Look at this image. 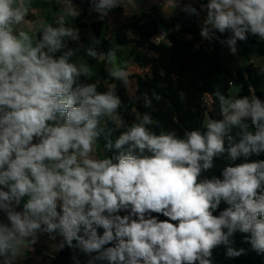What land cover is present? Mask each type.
Masks as SVG:
<instances>
[{"label":"clouds","instance_id":"obj_1","mask_svg":"<svg viewBox=\"0 0 264 264\" xmlns=\"http://www.w3.org/2000/svg\"><path fill=\"white\" fill-rule=\"evenodd\" d=\"M119 3L99 0L94 10L103 19ZM203 7L200 35L210 38L209 26L230 30L232 55L249 34L264 40V0ZM28 15L26 0H0V264L24 261L38 233L58 234L56 250L78 248L86 264H213L221 244L229 245L227 259L246 254L231 246L237 232L264 254V159H248L264 154V102L217 91L223 118L209 116L203 130L182 137L151 130L147 113L125 125L116 84L98 91L92 66L64 51L78 29L60 16L58 27L40 21L42 32L29 35ZM66 15H79L70 0ZM108 57L109 76L127 87L131 73L114 63L115 53ZM221 157L223 179H201ZM221 201L228 207L214 215Z\"/></svg>","mask_w":264,"mask_h":264},{"label":"trees","instance_id":"obj_2","mask_svg":"<svg viewBox=\"0 0 264 264\" xmlns=\"http://www.w3.org/2000/svg\"><path fill=\"white\" fill-rule=\"evenodd\" d=\"M71 1L79 15L69 17L65 26L78 29L79 38H65L64 51L72 49L73 61L92 66L94 79L99 80L98 91H107V84H116V92L123 102L118 112L125 125L138 115L147 113L154 121L148 125L151 130L157 133L175 130L182 137L184 130H203L205 115L210 114L213 108L220 109L219 100L214 96L217 91L227 98L231 89L236 87L240 96L255 93L264 102V40L249 34L246 41H237L238 51L234 56L227 44L232 37L230 30L220 33L209 26L210 38L202 37L200 31L207 11L203 5L208 0L184 1L183 6L186 9L195 8L196 13L182 8L168 15L157 6L143 9L138 15L127 13L125 22L113 30L109 25V16L122 17L126 14L121 0L117 7L108 10L103 19L94 10L99 0ZM135 1L146 6L142 0ZM42 27L37 32H42ZM161 31L167 33L170 43L155 42ZM89 50H94L96 57L88 55ZM110 52L115 53L114 63L118 67L128 71L134 67L145 73L131 75L127 87L121 81H113L108 74V69L112 67L108 57ZM239 63L242 67H237ZM146 99L151 101L150 106L146 105ZM109 127L115 126L109 123ZM101 143H106L103 136ZM114 154L117 150L113 149L109 155ZM248 159L261 160L264 154ZM240 162H244L243 157L236 161ZM226 163L228 161L224 157L218 158L214 167L202 173L200 178L215 176L223 179L222 171ZM227 207L221 201L213 214L219 215ZM98 234H103L102 228L98 229ZM244 235L237 232L229 239L233 242L232 247L246 249L245 255L227 259L225 253L229 245L221 244L213 250V264H264V254H257L249 243L243 242ZM88 259L78 248L65 245L50 264H86ZM96 264L107 262L97 261Z\"/></svg>","mask_w":264,"mask_h":264},{"label":"rangeland","instance_id":"obj_3","mask_svg":"<svg viewBox=\"0 0 264 264\" xmlns=\"http://www.w3.org/2000/svg\"><path fill=\"white\" fill-rule=\"evenodd\" d=\"M190 2L192 1H198V0H189ZM69 0H62L61 6H63L60 9H54V8H49V11L47 12L46 10L43 9L42 3H44L43 0H26V4L29 6V15L26 19L35 21L34 24L32 25H22L26 30H29V35H32L34 32H37L42 25L40 24V21H43V26H46L48 24H51L53 27L59 26L57 23V19L60 16L65 17V23L67 22L69 16L66 15V7L67 3ZM161 4V9L167 13L168 15L174 14L176 11L181 10L182 8L186 10V8L183 6L185 3L184 0H160ZM70 3L74 7V3L70 0ZM45 6V5H44ZM141 6V5H140ZM60 7V6H56ZM143 7V6H141ZM41 8V9H40ZM37 10V11H36ZM43 16L42 18L40 16ZM38 16V18H35ZM125 20L121 17H116L114 15L109 16V25L110 28L113 30L119 23L123 24ZM155 42L157 43H170L168 38H167V33L161 31L155 38ZM129 72L131 75L134 74H142L145 73L144 71L138 70L134 67H131ZM45 235H48L45 233ZM41 250L44 251L43 259L45 260V264H50L51 261L53 260V253H57L56 248H52L53 251L48 250L44 246L41 247ZM35 259H27L26 261L23 262V264H33L35 263ZM21 264V263H17Z\"/></svg>","mask_w":264,"mask_h":264},{"label":"crops","instance_id":"obj_4","mask_svg":"<svg viewBox=\"0 0 264 264\" xmlns=\"http://www.w3.org/2000/svg\"><path fill=\"white\" fill-rule=\"evenodd\" d=\"M43 1H44V3H42V4H44L45 6L42 5V7L47 12L49 11L48 7L54 8V9H57V8L60 9L63 7V6H61L62 0H43ZM142 1H144L146 3V6L141 7L139 4L136 3L135 0H121L122 6L124 7L125 13H126L121 18H123L125 20L127 13L128 14L131 13L133 15H138L143 9H149L152 6H157L160 8L161 4H162L160 2V0H142ZM184 1L190 2L189 0H184ZM56 6H60V7H56ZM40 17L42 18L43 16L41 15ZM35 18H38V16H36ZM119 25H121V24L119 23L117 26H119ZM237 67H242L241 63H239L237 65ZM239 93H240V90L236 87H233L230 91V95H232L233 97H235V95L239 94ZM209 116H211V118L215 119V120H220L223 118L221 115L220 109H217V107H216V109L213 108L212 112L210 114L205 115L204 122L207 120V118ZM37 235H38V241L35 245V251L31 252L24 261H26L27 259L34 258L36 261L33 264H45V260L43 259L44 251L41 250V247L44 246L48 250L53 251L52 248L53 249L56 248V246L62 241L63 238L61 236H59L58 234L56 235L55 240L50 239L49 235H45V233H38ZM58 252L59 251H57L56 254L53 253V259L57 256ZM24 261H21L18 259L15 262V264H17V263L23 264Z\"/></svg>","mask_w":264,"mask_h":264},{"label":"built area","instance_id":"obj_5","mask_svg":"<svg viewBox=\"0 0 264 264\" xmlns=\"http://www.w3.org/2000/svg\"><path fill=\"white\" fill-rule=\"evenodd\" d=\"M157 43V42H156Z\"/></svg>","mask_w":264,"mask_h":264}]
</instances>
